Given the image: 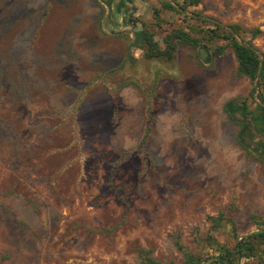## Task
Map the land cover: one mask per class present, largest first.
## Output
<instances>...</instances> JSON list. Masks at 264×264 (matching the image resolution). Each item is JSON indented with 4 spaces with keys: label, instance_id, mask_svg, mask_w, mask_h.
I'll return each mask as SVG.
<instances>
[{
    "label": "rangeland",
    "instance_id": "obj_1",
    "mask_svg": "<svg viewBox=\"0 0 264 264\" xmlns=\"http://www.w3.org/2000/svg\"><path fill=\"white\" fill-rule=\"evenodd\" d=\"M160 1L178 7L126 0L109 17L111 0H0V264H142L137 248L181 264L173 234L204 255L208 216L221 214L214 234L229 246L264 220V163L222 109L251 86L231 49L146 58L140 38L162 47L172 27L196 25L183 15L207 17L259 27L264 54V0L181 13Z\"/></svg>",
    "mask_w": 264,
    "mask_h": 264
},
{
    "label": "trees",
    "instance_id": "obj_2",
    "mask_svg": "<svg viewBox=\"0 0 264 264\" xmlns=\"http://www.w3.org/2000/svg\"><path fill=\"white\" fill-rule=\"evenodd\" d=\"M172 1L178 4V8L169 1H160V3L164 9L181 13L188 7L201 2V0ZM183 16L194 20L196 25H187L185 28L172 27L161 37L162 47L152 39L150 32L147 30L140 32L141 41L145 45L144 57L170 59L174 56L179 44H187L193 49L203 46L206 50L210 49L211 57L219 56L226 48H230L236 62V75L248 78L251 86L245 95L226 99L222 109L237 124L235 140L239 146L253 158L264 163V54L259 56L252 43L261 29L259 27L243 28L238 24H230L229 28H225L205 18ZM204 24L210 26L204 27ZM236 37L242 41V44L236 40ZM212 44L213 46H210ZM154 88L153 80L142 91L146 95V100L154 96ZM143 139L144 136L141 142ZM258 218L257 215L251 216L257 225L256 230L241 235L233 245L229 246L219 242L214 234V231L225 221L221 214L208 216L210 221L208 231L198 240L212 251L210 254L200 255L185 250L178 236L173 234L172 243L183 256L181 264H236L239 258L254 259L257 264H264V220L257 221ZM137 253L142 264H175L172 261L163 263L154 259L147 248H137Z\"/></svg>",
    "mask_w": 264,
    "mask_h": 264
},
{
    "label": "flooded vegetation",
    "instance_id": "obj_3",
    "mask_svg": "<svg viewBox=\"0 0 264 264\" xmlns=\"http://www.w3.org/2000/svg\"><path fill=\"white\" fill-rule=\"evenodd\" d=\"M111 1H112V3L110 5L107 4L105 6V11L107 13V16L109 15V17H110V13L112 11H114L115 13L117 12L120 15L124 16L125 13L132 8V6H128L126 4V2H125L126 0H111Z\"/></svg>",
    "mask_w": 264,
    "mask_h": 264
},
{
    "label": "water",
    "instance_id": "obj_4",
    "mask_svg": "<svg viewBox=\"0 0 264 264\" xmlns=\"http://www.w3.org/2000/svg\"><path fill=\"white\" fill-rule=\"evenodd\" d=\"M178 8V7H177ZM180 10V9H179ZM201 17H205V16H203V15H200ZM205 18H207V17H205ZM212 21H214V22H216V23H219L220 25H223L221 22H218V21H216V20H213L212 19ZM227 28H229L228 26H227ZM236 40L239 42V43H241L242 44V41H240V39L238 38V37H236ZM259 53V52H258ZM260 54V53H259ZM259 56H261V54L259 55ZM239 238V237H238Z\"/></svg>",
    "mask_w": 264,
    "mask_h": 264
}]
</instances>
